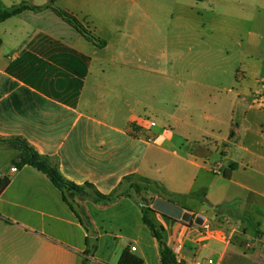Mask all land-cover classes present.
<instances>
[{
  "label": "crops",
  "instance_id": "crops-1",
  "mask_svg": "<svg viewBox=\"0 0 264 264\" xmlns=\"http://www.w3.org/2000/svg\"><path fill=\"white\" fill-rule=\"evenodd\" d=\"M23 3L40 9L0 23V138L24 140L71 183L104 195L122 186L129 195L108 205L81 201L87 229L47 175L0 143V175L10 179L0 194V264H120L125 252L162 264L136 185L149 204L161 197L205 217L197 225L153 213L172 252L261 264L264 0H0V7ZM193 11L211 19L194 25ZM145 120L155 123V143L140 133ZM215 187L219 206L236 190V220L211 219L192 204Z\"/></svg>",
  "mask_w": 264,
  "mask_h": 264
},
{
  "label": "trees",
  "instance_id": "trees-1",
  "mask_svg": "<svg viewBox=\"0 0 264 264\" xmlns=\"http://www.w3.org/2000/svg\"><path fill=\"white\" fill-rule=\"evenodd\" d=\"M28 9L37 11L40 8L36 6H32L29 3H23L19 6H14L8 10H3L0 7V23ZM53 10L58 16H60L62 19H64L70 25H72L81 35L85 36L86 38L90 39L95 43H98L99 45H103V42H101L98 38H96L91 33H89L82 25V23L74 15L59 8H53ZM1 45H2V39L0 38V46ZM0 143H7L17 147L23 154L22 165L32 166L37 170L43 172L45 175H47V177L50 179L53 185L63 193L65 201L71 206L77 218L79 219L80 223L83 226H85L87 229L91 225L90 217L87 214L86 210L81 208L80 204L76 203L75 197L77 195L85 196V199H83L82 201L91 200L94 203L103 204V205L111 204L117 201L118 199H120L121 197L129 195L127 192H125L122 189V186H120L113 193L109 195H104L100 193L92 184L79 186L67 181L61 174L59 167L56 163H54L50 158L40 155L24 140L21 139L5 140L0 138ZM226 177L228 178L229 176L226 175ZM9 183H10L9 178L2 177L0 175V194L7 188ZM87 188L93 190L94 195L88 194L86 192ZM133 189L137 194H141L143 191V189L137 185L133 186ZM75 204L78 205V207L81 209L80 212L76 211L74 207ZM143 212H144L145 224L147 225V227H149L154 237L159 242L162 264H176V258L174 253L172 252V250H170V248L167 246V244L164 241V237H163L164 228L156 225L149 216L150 213H157V212L154 211L150 206H145V204L143 207ZM90 246H91V241L90 239H87V247L90 248ZM120 264H142V260L129 254L128 252H125L122 256Z\"/></svg>",
  "mask_w": 264,
  "mask_h": 264
},
{
  "label": "rangeland",
  "instance_id": "rangeland-1",
  "mask_svg": "<svg viewBox=\"0 0 264 264\" xmlns=\"http://www.w3.org/2000/svg\"><path fill=\"white\" fill-rule=\"evenodd\" d=\"M191 14H192L194 25H195V23H197L198 21H200L202 19L203 20L211 19L210 14L201 13V14H204L203 17H198L196 11H193V13H191ZM263 175H264V173H263ZM260 178L264 179V177L262 175L260 176ZM86 192L88 194H90V195H94L93 190H91L90 188H87ZM236 194H237L236 190L230 188L227 191V194H226L228 199H229V202L227 204L219 206L217 204H214L216 201H219L221 199L220 191L215 187V189L211 190V192H210V198H208V197L204 198V199L201 198V197L200 198L199 197L198 198H193L191 200V202H193L192 204H194L197 209H198L199 206L203 205V213L206 216H208L209 218H211V219H214V216H216V215L224 214L225 216H227V217H229V218H231L233 220H236L237 213H238V210H239V203H240L238 201V199H236L237 198ZM138 197H140V199L144 201L145 206H150L152 208L153 202H154L155 199H152L151 200V204H149V199L146 197L145 193L142 192L141 194L138 195ZM75 199H76V203L77 204H81V201L83 199H85V196L84 195L83 196L82 195H77L75 197ZM186 207H189V204H187ZM259 208H260V206H259ZM152 215H153V213L149 214L151 219H152ZM193 222L194 221H192V223ZM251 254H252L251 252L247 253L248 256H250ZM261 259H262V263L261 264H264V261H263L264 259H263L262 254H261ZM229 264H241V263L239 261L235 260V258H232V259H230ZM242 264H248V263L247 262H243Z\"/></svg>",
  "mask_w": 264,
  "mask_h": 264
},
{
  "label": "water",
  "instance_id": "water-1",
  "mask_svg": "<svg viewBox=\"0 0 264 264\" xmlns=\"http://www.w3.org/2000/svg\"><path fill=\"white\" fill-rule=\"evenodd\" d=\"M152 209L168 218L185 223H191L194 221L197 225H203L205 222V217L201 215L194 217L192 213L182 206L161 197L154 200Z\"/></svg>",
  "mask_w": 264,
  "mask_h": 264
},
{
  "label": "built area",
  "instance_id": "built-area-1",
  "mask_svg": "<svg viewBox=\"0 0 264 264\" xmlns=\"http://www.w3.org/2000/svg\"><path fill=\"white\" fill-rule=\"evenodd\" d=\"M155 126V123L150 120H145V124L141 125V131L140 133L143 134L144 140H146L148 143H155L156 142V137L153 135V128ZM13 172H16V168H12ZM135 249V248H134ZM182 250L180 248H175L174 249V255L176 258V264H215L214 260L212 259H199V258H194V259H185L182 256Z\"/></svg>",
  "mask_w": 264,
  "mask_h": 264
}]
</instances>
